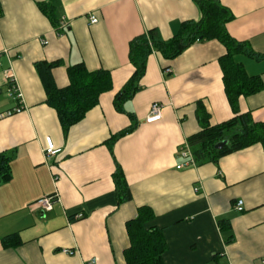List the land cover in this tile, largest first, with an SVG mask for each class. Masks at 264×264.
I'll list each match as a JSON object with an SVG mask.
<instances>
[{
  "label": "crops",
  "instance_id": "crops-1",
  "mask_svg": "<svg viewBox=\"0 0 264 264\" xmlns=\"http://www.w3.org/2000/svg\"><path fill=\"white\" fill-rule=\"evenodd\" d=\"M45 1L0 0V152L11 156V178L0 184V264H127L125 225L140 207L154 215L146 227L163 233L164 264H262V145L217 162L176 168L183 162L179 145L199 129L198 102L210 124L234 115L219 64L223 45L194 42L172 60L151 52L140 90L122 102V111L113 103L134 70L129 41L151 28L161 39L171 38L181 22L200 17L196 1L55 0L54 22L40 8ZM218 1L233 14L226 23L229 35L255 53L234 59L263 85L239 96L238 112L264 124V0ZM91 15L97 22L90 23ZM61 23L65 27L59 28ZM40 60L62 62L51 72L60 88L69 82L67 67L80 62L88 70L110 73V88L66 134L46 103L34 66ZM7 70L16 78L23 103L21 111L9 114L18 101L9 93ZM152 102L162 104V117L147 123ZM130 125L133 130L118 137L110 151L106 141ZM47 136L58 154L45 155ZM116 164L131 192L123 202L112 178ZM53 193L52 209L43 210L37 200ZM238 199L242 211L234 207ZM221 220L227 228L221 229ZM13 233L21 243L4 246L1 239Z\"/></svg>",
  "mask_w": 264,
  "mask_h": 264
},
{
  "label": "trees",
  "instance_id": "trees-1",
  "mask_svg": "<svg viewBox=\"0 0 264 264\" xmlns=\"http://www.w3.org/2000/svg\"><path fill=\"white\" fill-rule=\"evenodd\" d=\"M55 0H46L40 4L41 10L56 21ZM200 10L198 19H190L180 23L178 31L169 39H161L156 29H148L145 33L133 37L129 41L128 56L134 70L121 89L115 94L113 103L118 111L121 104L140 90V80L146 70L147 58L151 52L162 54L167 60H172L194 42L217 40L225 48V54L219 58L223 74L224 90L234 115L220 123L210 124L209 114L198 102L196 117L199 129L188 136L186 141L196 163L217 162L226 154L235 152L247 146L259 143L264 151V124L252 120L250 113L238 112V98L262 89L258 76H250L244 67L234 57L237 54L255 53L244 41L231 37L226 30V23L232 18L231 11L218 0H195ZM60 60H40L34 63L46 94V103L56 111L62 132L79 122L86 112L98 103V97L111 86L109 71L104 69L88 70L83 63L67 67L69 82L65 87H57L52 78V69L60 66ZM170 69L165 66L163 70ZM170 73V72H169ZM168 73V74H169ZM132 119L133 115H129ZM130 125L124 130L112 135L106 142L112 151L114 141L121 135L133 130ZM226 140V143L216 148L215 145ZM11 178V156L0 152V184ZM115 192L119 202L131 199V192L124 173L116 164L112 174ZM154 217L149 208L140 207L138 215L126 222L129 245L124 251L127 264H164L163 254L167 249L163 233L156 227H146V223ZM221 229L228 227L222 222ZM4 246H16L21 243L18 234H9L1 239Z\"/></svg>",
  "mask_w": 264,
  "mask_h": 264
},
{
  "label": "built area",
  "instance_id": "built-area-1",
  "mask_svg": "<svg viewBox=\"0 0 264 264\" xmlns=\"http://www.w3.org/2000/svg\"><path fill=\"white\" fill-rule=\"evenodd\" d=\"M0 14H1V8H0ZM90 23L97 22V18L94 16L89 17ZM65 27V23H61L59 28ZM46 43V41H44ZM164 73L168 74L170 72V69L163 70ZM5 81L11 85L9 88L10 95H13V97L18 101V105L14 107L12 110L8 111L7 114L11 112H18L23 109V103H22V95L20 93V90L16 83V78L12 73H10V70H7L5 72ZM162 117V104L159 102H152L149 106L148 113L145 117V121L147 123H153L156 121H159ZM60 152V149L58 147H55L52 139L50 137H45V146H44V153L46 156H53ZM177 156L183 160L182 163L176 164L177 169H181L183 167L188 166H194L196 165V161L191 153V149L187 143V141H184L181 145L178 147ZM56 198V194H49L46 196H43L37 200V204L41 206L43 210H51L52 209V203ZM235 209L237 211L243 210V201L241 199H238L235 202L234 205ZM64 252L68 254H73L74 250L67 249L64 250ZM94 261V259H92ZM262 264H264V258L261 259Z\"/></svg>",
  "mask_w": 264,
  "mask_h": 264
},
{
  "label": "water",
  "instance_id": "water-1",
  "mask_svg": "<svg viewBox=\"0 0 264 264\" xmlns=\"http://www.w3.org/2000/svg\"><path fill=\"white\" fill-rule=\"evenodd\" d=\"M225 143H226V140H222V141L218 142V143L215 145V147H216V148H220V147H222Z\"/></svg>",
  "mask_w": 264,
  "mask_h": 264
}]
</instances>
